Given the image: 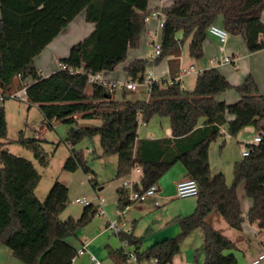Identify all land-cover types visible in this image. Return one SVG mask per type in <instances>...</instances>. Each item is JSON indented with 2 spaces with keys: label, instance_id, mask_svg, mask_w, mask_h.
I'll list each match as a JSON object with an SVG mask.
<instances>
[{
  "label": "trees",
  "instance_id": "1",
  "mask_svg": "<svg viewBox=\"0 0 264 264\" xmlns=\"http://www.w3.org/2000/svg\"><path fill=\"white\" fill-rule=\"evenodd\" d=\"M148 3L149 0H0V87L9 90L16 77L28 81L26 100L37 106L49 123V117L71 91L85 92L86 74L71 75L67 70H56L42 77L34 67V59L83 13L85 21L93 24V30L71 46L68 56L58 63L74 68L84 65L89 73L112 72L126 61L128 50L139 48L146 30L144 19L149 14ZM263 10L264 0H174L162 10L160 56L154 63L146 59L131 62L125 68L128 80H134L164 58H168L170 77L175 78L185 41H189L188 57L201 59L207 29L218 17L222 18L221 27L229 36L241 38L248 53L263 50ZM177 32H181L180 39H175ZM21 86L20 83L18 89ZM229 90L239 96L237 102L216 101L218 95ZM111 96L101 87L91 89L92 100H106ZM139 116L144 123L153 117L168 118L170 138L136 143ZM227 116L233 119L228 122ZM202 118L205 122L198 126ZM62 122L76 124L73 117ZM224 126L230 137L248 127L260 135L257 144L246 145L249 155L234 164L230 185L221 173L210 172L208 162L209 145L222 135ZM6 134L1 106L0 245L10 250L21 264H71L80 250L71 246L67 239L90 222L96 207H83L78 219L59 220L68 202V189L55 181L43 201L38 200L34 191L40 176L30 161L3 149ZM94 137L99 139L101 157L116 158V179L128 177L137 167L141 171L140 185L146 189L157 185L178 163L185 178L194 180L198 186L194 211L173 221L179 233L147 249L142 254L143 259L172 264L181 240L200 230L202 264H236L232 252L235 246L210 224L211 214L220 217L235 231H241L244 220L264 230V94L259 93L252 76L232 86L212 68L196 76L191 92L183 90L180 82L164 83L154 87L147 102L141 105L122 102L111 111L103 110L100 126L89 130L69 129L64 140L69 150L62 166L64 171L91 172L84 154L75 146ZM17 143L28 147L41 166L47 164V155L39 149L36 140L19 137ZM89 183L95 186L94 178ZM240 185L244 186L245 197L252 202L244 217L237 198ZM116 194L120 212L127 204V191L119 188ZM122 240L129 244L132 239L127 236Z\"/></svg>",
  "mask_w": 264,
  "mask_h": 264
},
{
  "label": "crops",
  "instance_id": "2",
  "mask_svg": "<svg viewBox=\"0 0 264 264\" xmlns=\"http://www.w3.org/2000/svg\"><path fill=\"white\" fill-rule=\"evenodd\" d=\"M172 1L174 0H171L170 2ZM169 5L166 4L164 6L163 3V7H159L158 5L150 9L148 6L147 12L150 13L157 8H165ZM261 18L264 22V10L261 13ZM221 23V17H218L214 22V24L217 26H221ZM93 27V24L87 23L85 21L83 13L78 15L34 59L33 64L35 69L38 71V74L42 77H47L54 71H56L58 61L62 58H66L71 46L85 38L93 30ZM155 29L156 22L155 20H151L149 23H147L146 30L141 36L139 48L135 50H128L127 58L124 63L118 65L112 72L103 74L110 79L127 81L128 77L125 72V68L134 60L147 59L148 49L145 45L146 32H150ZM181 36V32H177L175 34V39H180ZM230 37L232 38V36H229V38ZM234 44L238 46V51L235 50V48H233V46H231L228 41L224 45H222L219 43L216 37L207 33L206 39L204 40L202 45V58L197 60V69L193 66L192 63L188 64L187 66H192L199 73L215 68L226 78V80L232 86L241 84L244 78L250 75L256 81L259 93L264 94V49L255 53H248L241 41H237L236 39H234ZM235 53L240 54L235 55ZM229 55L234 56L233 59L235 63L233 65H225L220 67L211 66V59ZM167 60L168 58H164L160 63L157 64V67L155 65L153 66H155L157 70H160L165 67V65L168 66ZM187 66H181V58H179V69L176 73V76L178 75L180 69L186 68ZM184 78L185 77L180 80L181 87L182 80ZM18 85H20V80L18 77H16L13 80V84L9 90H19ZM89 88L92 89V87ZM125 92L126 93H124V91H117L109 99L92 100V103L100 102L104 104V107H107L108 104L113 103L114 107H116L119 105V103L122 102L141 105L148 100V97H144V90L140 91L139 93H136L137 90ZM88 96H91V92ZM215 99L216 101H223L226 104H232L239 100V96L233 90H229L218 95ZM65 105V101L62 102L57 110H63L67 106ZM79 105L80 109L77 110V114H75L74 116H70L73 117L76 121V124H72V126L75 129L81 128L82 130L95 128L92 126L78 127L79 125L77 124V120L84 117L86 121H91L93 119V116L101 117V113L97 109H95L94 105L91 106L80 103ZM100 111L102 112L101 109ZM52 116L53 114L49 117L51 119H48L50 120L48 124L51 123ZM63 116H66V113L60 114V117ZM232 119V116L226 117V120L228 122ZM204 122L205 119H200L198 126H202ZM221 134V136H219L209 145V168L212 174L221 173L222 175H224L226 184L230 185L233 180V166L235 163L239 162L242 159L241 151L247 144H253L255 137H257L259 134L256 133L252 128L248 127L243 129L237 136L230 137L228 136V134H226V126L221 128ZM170 136L171 132L169 119L153 117L147 123H145L144 126L137 128L136 143L140 140H156L162 138H170ZM176 164L178 165V163ZM176 164H174L160 178L157 183L158 193H160L158 194V198L163 199L164 206L162 208H160L159 205L157 207L154 206L152 199H148L142 203L134 204L124 216L120 217L119 214L113 220H117V226L121 230L119 235H115L112 231L107 229L108 222H112L109 221V218L107 219L106 217H101L100 215L95 214L87 225L78 228L74 236L67 239L68 243L77 251H82V253H78V255H76L71 264H84L89 260L90 255L95 256L102 264H151L150 260L143 259L142 254L150 247L177 235L179 233V229L173 222L174 219L190 215L195 208V203L193 205L187 204V207L185 209L182 208L183 210H180L181 212H178V214H174L175 211H177V206L175 205V203L173 205L174 200H176L175 186L178 182L186 179L181 165L179 164L178 167H175ZM119 180L121 182H124L126 180L139 182V175L132 170L131 174L128 177L119 178ZM122 184L120 183L117 189L121 188ZM102 189L103 186L100 187L98 191ZM237 198L240 202L242 216L244 217L247 211L250 209L252 202L250 199L245 197L243 185H240L237 188ZM169 201V205L165 206ZM82 208L79 211L70 212L67 219H78L81 215ZM116 212H119L117 208V200ZM220 220L222 221V219L215 214L210 215V223L214 228V224H220ZM223 228L225 229L224 231L219 230L218 228L215 229L222 231L223 234H221L228 238L234 244L237 252H242L244 256V264H249V262L261 252L264 245V236L262 238L260 237L264 230H258L255 224H249L244 220L241 225V231H235V235L231 232L232 236H236L235 239L231 238L232 240L226 233L230 232V230L233 229H230L228 226L227 229L225 227ZM127 236L132 239L129 244L126 241L122 240V237L126 238ZM250 236L259 238L256 245H250ZM130 255H132L135 260H132L130 258ZM176 256L177 254L173 256L172 264H175L176 261L174 258ZM0 264L21 263L13 257V254L10 250L0 245Z\"/></svg>",
  "mask_w": 264,
  "mask_h": 264
},
{
  "label": "rangeland",
  "instance_id": "3",
  "mask_svg": "<svg viewBox=\"0 0 264 264\" xmlns=\"http://www.w3.org/2000/svg\"><path fill=\"white\" fill-rule=\"evenodd\" d=\"M170 1L171 0H149L148 6L149 9L158 5L159 7H163V3L165 6L166 4L169 5L173 2ZM233 37L235 36H232V38L230 37L228 42L231 46H233V48H235V50H237L238 46L234 44V39L241 41L242 44L243 42L241 38ZM188 42L189 41H185L182 47L180 56L181 66L184 67L192 63L197 69V60H193L188 57ZM239 54L240 53H235V55ZM157 64H155L156 67ZM195 79L196 74L193 73L185 76V78L182 80V89L187 92H191L194 88ZM89 87L90 86L87 85L83 94H80L76 91H71L65 100L67 106L65 105L66 107L64 106L65 108L63 110L59 109L53 113L50 124L47 123V119L43 117L37 106L28 103L26 99L19 100L6 98L2 104L7 125V134L3 149L7 150L10 154L28 160L33 164L35 170L40 176L39 182L34 191L38 200L43 201L55 181L66 186L68 189V202L65 209L59 214V220H66L70 212H76L82 208L80 205L73 204L72 201L75 198L84 197L88 199L93 205H96V197L99 196L103 201V208L105 211V213L100 216L106 217L107 219L109 218V221L116 222L117 220L113 221L119 215V212H116V189L119 187V184H122L123 182H121L119 179H116L114 176L116 167L115 158L113 156L101 157L98 137H94L92 142L89 139H84L75 146L76 150H79L82 154H84L85 160L87 161L91 172L84 174L80 169L76 170L75 172H66L62 169L63 163L69 155V150L67 145L64 143V140L69 129L74 128L72 125L64 124L62 122L63 119L77 114V110L80 109L79 103L91 106L94 105L95 109H97L100 113V109L102 111H111L115 108L113 103L108 104L107 107H104V104L100 102L92 103V99L88 96L91 92ZM140 91H143V88L139 87L136 93H139ZM144 97H147L145 92ZM62 113H66V116L60 117V114ZM77 124L79 125L78 127H98L101 124V117L93 116L91 121H86V119L82 117L77 120ZM19 137H23L25 140L37 141L39 149L47 155V164L45 166H41L36 161L33 156V152L28 147L17 143ZM178 165L176 164L175 167H178ZM92 178L95 180V186L89 183V180ZM102 186L103 189L98 191V189ZM195 200L196 198L174 200L173 205L175 203L177 206V211H175L174 214L181 212L180 210H183L182 208L185 209L187 204L193 205ZM158 202L159 207L162 208L164 206L163 199L160 198ZM169 203L170 201L167 202L165 206L169 205ZM211 221L209 218V222ZM214 225L215 228H218L219 230L224 231L225 229L223 227L227 229V226L223 220H220V224L215 223ZM219 232L222 233V231ZM231 232L234 233V235L236 234L235 230H230V232L226 234L230 239H235L236 236H232ZM263 236L264 231L262 232L260 238ZM249 238L251 241L250 245L252 246L253 244L256 245L259 239L258 237L256 238L253 236H250ZM201 248L202 234L200 230H195L190 235L181 240L179 245V253L174 258L176 261L175 264H202L203 255ZM232 252L236 257V264H244V256L242 252L239 253L236 249H234Z\"/></svg>",
  "mask_w": 264,
  "mask_h": 264
},
{
  "label": "built area",
  "instance_id": "4",
  "mask_svg": "<svg viewBox=\"0 0 264 264\" xmlns=\"http://www.w3.org/2000/svg\"><path fill=\"white\" fill-rule=\"evenodd\" d=\"M162 8H157L151 11L144 19V22L147 24L151 20H155L156 22V29L153 31L146 32V42L145 45L148 49L147 59L150 63H154V61L160 56L161 53V43H160V36L161 29L164 23V16L162 13ZM207 33L217 38L220 44L224 45L229 38L228 33L221 27L217 26L214 23L211 24L208 29ZM234 56H221L218 58H213L210 60V64L212 67H220V66H231L235 63ZM56 70H67L69 74H86V84L90 87L98 86L106 90L107 93L113 95L115 92L119 91H136L139 87L143 88L145 94L149 98L151 91L154 87L160 85H172L173 83L180 82V80L193 73L198 75L199 72L196 71L192 66L183 68L179 70L178 75L175 78L170 77V72L168 66L165 65L160 70H157L155 66H151L147 68L142 74H139L134 80L130 81H120L116 79L107 78L103 73H89L85 70L84 65H80L79 67H67L65 64L58 63ZM19 78V77H18ZM21 88L17 91L5 90L4 88L0 87V107L2 106L4 100L6 98L12 99H19L25 100L26 94L25 89L26 86L29 84L28 81H20ZM138 127H142L145 123L141 120V116L138 117ZM260 141V135L255 137L253 144H257ZM248 145V144H247ZM250 153L247 146L243 148L241 151V157H246ZM139 175V182H134L132 180H126L123 182L121 188L127 191V204L119 212L120 217L124 216L127 211L137 203H142L148 199L153 200L154 206L159 205V198H158V187L157 185H151L146 189H143L140 185L141 180V171L139 168L134 167L132 169ZM137 186L135 189L134 186ZM198 195V186L196 182L192 179H185L178 182L175 186V198L179 200H184L188 198H196ZM97 204L93 205L88 199L86 198H75L72 202L75 205H80L82 207L93 205L96 207V214L103 215L105 213L103 208V201L100 197H96ZM107 229L112 231L115 235L120 234V229L117 226L116 222H108ZM126 243V242H125ZM127 244V243H126ZM79 253H82L80 250ZM132 260L135 258L130 255ZM151 264H157L156 259H150ZM264 263V245L262 247L261 252L249 262V264H262ZM84 264H102L95 256L90 255L89 260Z\"/></svg>",
  "mask_w": 264,
  "mask_h": 264
}]
</instances>
